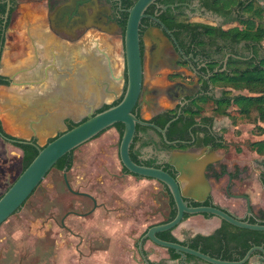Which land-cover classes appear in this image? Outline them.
I'll list each match as a JSON object with an SVG mask.
<instances>
[{"label": "flooded vegetation", "instance_id": "af4514ba", "mask_svg": "<svg viewBox=\"0 0 264 264\" xmlns=\"http://www.w3.org/2000/svg\"><path fill=\"white\" fill-rule=\"evenodd\" d=\"M136 1L0 0V80L4 81L3 84L0 83V89H9L13 84H24L27 79L32 80V82L49 80V68H52L56 73H62L61 67L57 68L58 54H56L58 56H54V53H49L51 56L50 61H45L42 40L46 35L44 32L48 31L60 40H65L68 43H80L81 47L88 50L89 62L97 68H101L103 65L107 67L108 65V61L100 53L99 47L102 44L110 46L114 55L120 53L124 65L123 73L119 79L120 86L117 82L116 89L113 91L109 87L110 84L107 85L105 78L92 76L90 82L86 84L85 93H83V96H90V93L96 95V97L104 96L106 98L105 96H111L107 98H110L109 102L105 100L100 106L97 102L92 103L96 107L95 113H99L104 106L119 103L127 88L124 52L126 25L124 28L123 23L126 20L127 24L128 10L132 8ZM244 2L262 5V0H158L147 10L146 15L148 17L142 20L140 30L144 69L143 89L135 113L140 120L155 125L162 130L169 126L165 136L152 127H146L148 128L146 133L137 130L133 145L134 150L139 152L138 159L142 164L153 160L160 168H164L170 174L173 173L176 177L179 174L173 166L169 165V159L174 152L196 154L207 147H212L211 145L200 146V139L204 138V134L196 135L192 132V129L190 130V139H169L172 132L171 124L189 111H199L198 107L201 106L200 102L202 100L210 99L215 103L220 98L216 96L218 88L213 84V77L219 70L224 71L229 68L245 66L248 62H252L253 65L262 64L264 57H260L259 54L264 56L263 42L259 45L247 41L235 43L237 40H233V38L228 41L219 38L222 31H231L239 26L238 21L233 18L238 16L237 14ZM20 35H22L21 40H19ZM115 38H118L119 41ZM158 43H160L159 47ZM13 50L24 54L23 56L13 55L12 59L9 54L13 53ZM27 51L32 56L30 57V63L26 65L27 56L25 52ZM6 54H8V58L5 60ZM4 60L7 66H5ZM3 66L6 68L5 74L2 73ZM44 68L45 70H43ZM28 71H31V73H26ZM34 73L38 75L33 76ZM184 86L192 88L187 91L177 90L178 87ZM212 105L214 104L212 103ZM169 115L174 117L161 128L159 124H162ZM84 119L86 117L82 120ZM82 120L72 122L79 123ZM197 122V126L206 129L211 135H220L216 132L215 121L214 123H202L200 120ZM116 125L96 139L114 128L119 133L121 140V134ZM67 127L66 122V129ZM223 139L226 144L224 136ZM33 140L14 138L4 132L1 124L0 141L13 149L16 158H9V160L5 151L0 155V160L4 165L0 166V174L2 176L10 174L9 185L5 187L6 189L4 188L5 191L1 192L0 197L25 170L26 153L20 144H38L37 140L35 142ZM146 142L149 144L145 145ZM181 144L189 146V149L181 151L172 148ZM38 145L42 147L40 144ZM146 149L151 152H147ZM217 167L220 172H217ZM123 168L122 165V171L125 175L138 178L126 173ZM10 169H12V172H9ZM205 174L210 179L211 177L227 175V169L223 164L213 162L208 165ZM231 177V180H233L234 176ZM162 186L168 194L163 184ZM82 193L88 194L86 192ZM71 194L75 196V194ZM78 197L88 198L87 196ZM93 198L97 202V199ZM88 199L93 202L91 198ZM26 204L12 217L19 215ZM94 206L93 202V209L90 212L79 214L74 211V205L70 204L60 220L56 218L57 216L51 215V218L46 221L47 223H41L38 228V239L43 238L42 228L51 227L49 223L52 221L61 231L66 232L67 243L71 245L70 248H73L72 243L75 232L72 220L75 216L87 218L98 208L104 207L102 202L99 204L97 202L95 209ZM57 210L61 212L59 206ZM38 250L42 252V245L39 246ZM41 252H39V255L42 256ZM68 256L66 264H74L73 252L71 251ZM39 259L41 260V258H38V261ZM20 264H24V260ZM54 264H58V260Z\"/></svg>", "mask_w": 264, "mask_h": 264}, {"label": "rangeland", "instance_id": "374dc122", "mask_svg": "<svg viewBox=\"0 0 264 264\" xmlns=\"http://www.w3.org/2000/svg\"><path fill=\"white\" fill-rule=\"evenodd\" d=\"M256 6L264 8V0H262V5L257 4ZM23 54L13 50V53L9 55L13 59V55L23 56ZM25 54L27 57L32 56L28 51ZM5 57L6 60L8 54ZM45 57L47 61L50 60L48 55ZM5 60L4 63L7 66ZM29 63L30 61L26 62V65ZM5 66L2 67L3 74L6 70ZM48 70H52V68ZM26 73H31V71ZM37 75V73L33 74V76ZM223 90L218 88L216 91L218 98L222 97ZM0 91L2 90L0 89ZM60 91L58 87L54 91L48 89L47 93L43 92L42 95L29 91L30 93L25 96H49L50 94L58 96ZM231 92L233 95H250L248 91L232 90ZM7 95L3 92L0 93V116H4V101L8 97ZM213 108V105L209 104L206 106L205 113L210 116L213 115ZM224 110L225 106H222L220 112ZM230 110L231 116L229 117L220 114L216 116L215 124L221 125L224 129L228 127L229 130L232 126L242 127L241 130L244 132L249 130L252 135L260 134L255 111L249 118L243 119L235 107ZM260 125L264 128L263 124ZM236 135L240 136L241 131H236ZM119 143V133L113 128L74 153L73 169L68 173L72 188L80 192L95 193L97 198L94 197L98 204L102 202L106 208H98L87 218L74 217L72 220L75 232L73 248H70L71 245L67 243L66 232L61 231L52 221L49 223L51 227L42 228L43 238L38 239V228L41 223L48 221L51 215L57 216L56 218L60 220L70 204L74 205V211L79 214H86L93 209L91 200L73 196L67 190L63 173L52 170L22 212L0 227V264H20L22 260H24V264H54L56 260H58V264H66L69 258L68 254L71 251L73 252L74 264H143L138 245L142 235L156 222L152 211L153 208L155 211L157 207H153L154 205L147 195L157 189L151 185H139L138 178L131 176L129 180L127 179L129 176L123 173L119 158ZM4 151L7 153L8 159L16 158L13 149L0 141V155ZM104 165L107 166L109 172L103 168ZM0 166H4L1 160ZM9 172H12V169ZM111 174H121L124 177L117 179ZM9 179V173L6 176L0 174V195L2 191H5V187H8ZM79 179H85L89 186L72 184ZM155 187L164 191L162 184L157 181ZM123 196H125V200L122 199ZM158 202L161 206V215L165 216L164 220H166L170 212L169 203L168 201L163 202L161 197ZM58 206L61 212H58ZM161 215L158 217L159 220L163 221ZM41 245L42 252L38 250ZM39 252L42 256L39 255ZM38 258L41 260L38 261Z\"/></svg>", "mask_w": 264, "mask_h": 264}, {"label": "crops", "instance_id": "0c3cea01", "mask_svg": "<svg viewBox=\"0 0 264 264\" xmlns=\"http://www.w3.org/2000/svg\"><path fill=\"white\" fill-rule=\"evenodd\" d=\"M44 33L46 35L42 40V45H44L43 54L48 55V57H51L49 53H54V56L59 55L57 68L61 67L62 73L56 74L52 69L49 71V80L32 82V80L27 79L24 84H13V87L9 89L1 88L2 91H0L5 95L8 94V100L6 98L4 101V116H0L4 132L14 138L35 139L42 147L61 132L67 130L66 122L68 120L80 121L86 117L89 112L88 105L97 102L100 106L105 100H109L107 98L111 96H105L106 98L104 96L96 97L92 93H90V96H83L86 84L90 82L92 76L105 78L107 85L110 84L109 87L114 91L117 82L120 86L119 79L124 70L120 53L114 55L110 46L102 44L99 47L100 53L104 55L108 65L107 67L103 65L101 68H97L89 62L88 50L81 47L80 43H68L48 31ZM21 38L22 35L19 36V40ZM116 39L118 40V38ZM30 59V57H27L25 61L29 62ZM45 61L47 62L46 59ZM22 85L25 87H20ZM57 87L61 90L58 96L52 94L49 96H25L30 93L29 91L42 95L43 92L47 93L48 89L54 91ZM76 118L80 119L75 120ZM241 129L242 127L232 126L229 130L228 127L224 129L221 125H216V132L224 136L228 149L214 151L212 155L206 151V154L212 157L213 162L223 164L227 169V175L224 174L209 179L212 189L210 200L237 218L246 219L248 216L246 200L238 196H247L250 199L251 218L258 222H264V154H258L251 148L252 143L264 141V135H252L249 130L244 132ZM238 130L241 131L240 136L236 135ZM146 151L151 152L148 149ZM103 168L107 170V166L104 165ZM216 170L220 172L218 167ZM107 172L109 171L107 170ZM112 176L117 179H123L124 177L121 174ZM231 176H234L233 180H231ZM130 178L131 176L127 179ZM138 179L139 185H151L154 189H157L147 195L153 203V207H158L155 211L153 208L152 214L156 218L154 219L156 222L150 227L162 224L167 219L164 220L165 216L161 215V206L158 199L161 197L163 202L168 201L169 203V198L165 196L167 193L165 190L155 187L156 180ZM72 184L89 186L85 179H79L72 182ZM86 193L97 198L95 193L90 191ZM124 197H122L123 200H125ZM103 205L104 207L100 208H106L104 203H102ZM159 215L162 216L163 221L159 220ZM89 223H91L90 220ZM221 225L222 221L217 217L194 215L185 219L178 228L173 230L172 234L179 242H184L197 235L210 236ZM144 251L148 261L156 264H206L200 260L172 259L167 249L161 248L151 241L145 242ZM257 258L258 256L254 257L250 264H255Z\"/></svg>", "mask_w": 264, "mask_h": 264}, {"label": "water", "instance_id": "95a60500", "mask_svg": "<svg viewBox=\"0 0 264 264\" xmlns=\"http://www.w3.org/2000/svg\"><path fill=\"white\" fill-rule=\"evenodd\" d=\"M157 1L137 0L132 8L128 10L129 15L124 35L127 88L122 100L117 105L99 113H95V105H88L89 112L86 115V121L71 130L61 132L60 136L43 147L38 144H30L35 146L38 154L29 167L18 176L0 197V226L28 202L61 158L79 150L116 124H123L124 130L119 144L121 164L130 174L140 179L156 180L163 184L168 191L165 196L168 198L171 196L176 207V216L171 221H168L169 218H167L168 222L148 228L142 236L138 249L143 264H150L143 250L146 241H151L153 244L167 250H174L183 260H187V256H193L206 264H246L252 260L255 253H260L261 255L258 256L255 264H264V247L262 246L252 247L240 261H224L206 255L199 250H194L181 244V242H168L158 237L160 233L178 228L187 215H211L234 227L252 231H264V224L250 222L252 210L250 199L247 196H238L246 200L248 215L246 219H239L212 202L210 205H203L210 199L212 191L209 179L205 174L208 165L214 161L210 155L206 154V151L210 152L211 155L214 154L212 147L203 149L199 154L174 152L169 159V165L173 166L179 174L176 177L164 168L137 164L131 157V148L137 135L138 125L152 127L164 136L169 126L162 130L155 125L140 120L135 113L136 106L140 102L144 78L140 43L141 24L142 20L148 17L146 12L149 7ZM159 46L160 43H158ZM191 88L184 86L178 87L177 90L187 91ZM63 177L71 193L91 198L95 205L94 209L97 207V202L92 196L75 191L72 188L67 171H64ZM194 203L201 205L193 206Z\"/></svg>", "mask_w": 264, "mask_h": 264}, {"label": "trees", "instance_id": "16d2710c", "mask_svg": "<svg viewBox=\"0 0 264 264\" xmlns=\"http://www.w3.org/2000/svg\"><path fill=\"white\" fill-rule=\"evenodd\" d=\"M255 3H247L244 2L240 12H238V16L235 19L238 21L239 26L231 31H222L219 35V38L228 41L229 39L233 38L237 41L235 43H239L242 41H247L249 43L260 44L264 41V8L261 6H256ZM126 20L123 23V27L125 28ZM258 54V53H257ZM260 57H264L262 54H259ZM0 83L3 84L4 81L0 80ZM213 84L217 88L224 89L222 97L217 99L215 103L213 100L204 99L200 102L201 106L198 107L199 111H189L186 115H182L178 120L174 121L171 124V134L169 135V139H190V130L196 135L201 133L204 134V138L200 139V146H207L211 145L215 151L219 150H227L228 146L225 144L223 135L213 136L202 127L197 126L198 120L202 121V123L211 122L214 123L215 117L220 115L223 116H231V108L235 107V110L238 111L240 117L249 118L252 112L257 113V125L258 131L260 134L264 135V128L260 124L264 125V60L261 65H253L252 62H248L247 65L236 67V68H229L224 71L219 70L213 77ZM232 90L235 91H248L250 93L249 96L246 95H233ZM213 105L212 113L213 115H207L205 113L206 106L209 104ZM118 104V103H116ZM113 105L104 106V108L100 111H105L109 109ZM225 106V110L220 112V108ZM174 116H168L165 118L162 124H159L161 128L164 127L165 123H168L172 120ZM86 121V119L82 120L79 123H73L72 121H67V130H71L73 127L79 125L80 123ZM120 134L122 136L124 125L117 124ZM0 130H1V123H0ZM137 130L139 132L146 133L148 128L143 126H138ZM60 136V134L58 135ZM57 136V137H58ZM55 137V138H57ZM55 138L51 139L48 143L52 142ZM36 140L34 139L33 142ZM148 145L149 143H144ZM23 151L26 153V161H25V169L29 167L32 161L38 154L37 149L34 145H29L25 143L20 144ZM177 148L181 151H187L189 146L187 145H179ZM251 148L256 151L258 154H264V141L256 142L251 144ZM74 153L73 151L70 154H67L63 158H61L58 163L55 165V170L60 172L70 171L73 168L74 164ZM138 151L134 150V145L131 149V157L137 164H142L141 161L138 159ZM142 165L148 167H156L160 168L158 165L155 164V161L150 160ZM124 171L130 174L125 168ZM175 176L173 173H171ZM132 175V174H131ZM135 176V175H134ZM211 200L209 199L203 205H210ZM201 204L194 203L193 206H200ZM169 206H170V213H169V220L171 221L176 216V207L173 198L170 196L169 198ZM206 217H213L211 215H204ZM190 216H185V219L189 218ZM184 219V220H185ZM165 221L163 223H166ZM250 222L255 224L258 223L255 219L251 218ZM264 224V222H261ZM173 230L163 232L158 234V237L162 240L179 243L177 238L172 234ZM181 244L185 246H189L194 250H199L202 253L209 255L213 258L224 260V261H240L242 260L247 252L254 246H262L264 247V231H252L247 229H241L230 225L229 223L222 221L221 227L216 230L210 236H203L197 235L193 238H190ZM172 259L178 260L181 257L174 251L168 250ZM260 253H255L252 259L256 256H260ZM188 261L198 260L193 256H187ZM251 260L246 264H250ZM150 264H156L150 262Z\"/></svg>", "mask_w": 264, "mask_h": 264}]
</instances>
